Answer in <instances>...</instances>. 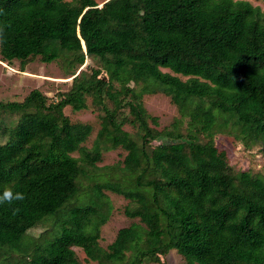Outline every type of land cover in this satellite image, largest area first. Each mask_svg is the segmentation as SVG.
<instances>
[{"label":"trees","instance_id":"trees-1","mask_svg":"<svg viewBox=\"0 0 264 264\" xmlns=\"http://www.w3.org/2000/svg\"><path fill=\"white\" fill-rule=\"evenodd\" d=\"M0 33L1 60L8 64L17 60L24 68L37 56L83 64L89 55L105 71L74 73L56 101L39 89L22 101L0 100V191L10 185L25 194L22 202L0 205V258L21 247L44 218L65 211L58 236L36 244L19 263L81 264L79 247L98 264L159 262L171 250L186 264H264V176L236 169L216 145L224 132L246 147L260 143L264 152L260 6L248 0H0ZM149 85L188 118L185 130L180 120L156 128L158 117L143 101ZM89 96L102 112L91 147L85 143L92 125L65 113L88 108ZM10 114L20 116L15 126L5 120ZM117 148L127 151L123 165L97 176L104 151ZM92 177L101 204L66 211L83 190L80 181ZM104 189L127 198L125 213L140 220L121 228L107 248L100 245V226L111 210Z\"/></svg>","mask_w":264,"mask_h":264},{"label":"rangeland","instance_id":"rangeland-1","mask_svg":"<svg viewBox=\"0 0 264 264\" xmlns=\"http://www.w3.org/2000/svg\"><path fill=\"white\" fill-rule=\"evenodd\" d=\"M96 1L102 3L105 0ZM248 1L253 5L260 6L262 10H264V0ZM82 69L88 74L92 72V69H101V75H105L101 61L89 55L85 56L83 64L74 60L70 62L65 56H61L50 63H46L41 60L40 56H37L31 58L24 68L21 67L20 62L17 60L11 64L2 61L0 55V100L22 101L26 95L29 94V91L39 89L44 92L49 101H56L62 93L67 92V90L70 89L74 73L78 74ZM132 85L137 89L142 86L140 84L136 85L135 83H132ZM152 87V85H149L148 91L143 95V101L147 111L151 115L158 117L159 124L156 125V128L162 130L172 126L173 123L180 120L183 121V130H185L188 118L181 115L178 106L171 101L169 96L158 90V88L152 92V90H150ZM65 113L70 117L72 122H81L92 125V134L85 143L87 147H91L96 137L95 135H97L101 128L102 114V112L92 103V98L90 96L88 97V108L83 109L82 111H74L70 107H67ZM19 117L18 114H10L5 116V120L8 121L9 126H15ZM125 129L131 132L135 131L130 124H127ZM216 145L219 149L225 150L228 153V156L236 169H249L254 174L264 176V152L262 151V145H260V143L252 147H246L235 135L221 132L216 136ZM126 154L127 151L122 148L104 151L102 160L97 162L98 170L94 173H99L97 176L102 175L105 172L116 174L115 171L123 165V160ZM74 155L78 156V153H74ZM104 166H110V168L103 169ZM118 175L122 174L118 173ZM108 178L109 176H106L105 180ZM89 179H83L80 181L83 190L81 189L80 194L71 201V204L66 211H69L72 207L86 206L92 203H95L96 205L101 204L100 201L97 203L99 193L94 187L92 188L97 178L92 177ZM119 179L120 177L118 180ZM103 192L111 202V210L108 220L105 224L100 226V245L107 248L108 245L115 240L116 235L121 228L130 226L133 223H140V220L138 218L129 217L125 213L127 205L130 204L127 198L108 189H104ZM63 213L60 214L61 216L59 214L49 215L36 227L28 230L23 238L21 247H14L6 250V253L0 258V264H11L14 262L24 264L19 263V261L21 259L24 260V256L29 255L36 244H42L58 236L59 227L64 217L62 216ZM75 250L81 264H98L96 261L88 260L86 253L81 248L75 247ZM145 264L186 263L184 258H182L176 250H171L167 254H161L159 262L152 261L146 262Z\"/></svg>","mask_w":264,"mask_h":264},{"label":"clouds","instance_id":"clouds-1","mask_svg":"<svg viewBox=\"0 0 264 264\" xmlns=\"http://www.w3.org/2000/svg\"><path fill=\"white\" fill-rule=\"evenodd\" d=\"M2 36V33H0ZM25 199V194L22 191L14 190L10 185L3 186L0 191V205H13L22 202Z\"/></svg>","mask_w":264,"mask_h":264}]
</instances>
